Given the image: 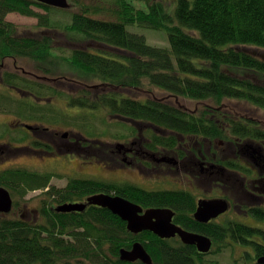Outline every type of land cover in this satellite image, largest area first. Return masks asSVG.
Wrapping results in <instances>:
<instances>
[{
  "label": "trees",
  "instance_id": "obj_1",
  "mask_svg": "<svg viewBox=\"0 0 264 264\" xmlns=\"http://www.w3.org/2000/svg\"><path fill=\"white\" fill-rule=\"evenodd\" d=\"M136 1L145 2V7L137 6ZM169 1L170 7L164 0H69L77 11L63 23L65 19L55 16L59 8L35 0H0V62L26 58L38 71L47 72L46 67L51 66L59 72H74L73 77L76 73L75 79L59 75L58 81L68 80V86L77 85L78 78L100 81L90 85L81 81L76 94L60 92L44 82L28 83L13 73L6 76V82L22 88L28 85L26 89L38 96L66 98L68 108L79 109L72 112L77 113L72 115L73 120L83 122L70 119L69 123H77L83 133L96 137L107 133L89 127L93 114L101 111L118 119L121 132L113 135V140L133 136L135 122H151L163 130L208 140L230 135L245 141L247 137L263 139L264 129L254 118H223L218 114V121L211 114L213 109L228 104L223 102L225 99L245 101L264 110V57L254 51L264 49V0ZM59 10L63 15L67 13ZM10 13L35 17L45 33L24 36L20 27L7 19ZM146 28L166 31L169 45L148 43L146 36L138 32ZM58 29L90 46L76 47L68 56L56 53L54 38L46 32ZM155 89L166 91V95H157ZM13 96L2 90L0 98L7 110H14L19 117L37 112L41 115V109L28 106L26 98L17 101L20 97ZM183 98L197 101L195 106L207 102L213 109H204L202 103L197 114L190 111L193 108L187 112L178 104L184 102ZM59 111L45 114L65 116ZM104 125L115 126L108 121ZM159 132L149 130L147 136L153 135L159 145H177L175 134ZM0 177V184L7 185L15 195L19 190L23 194L47 187L42 176L22 169L9 170ZM134 190L133 186L96 178L72 182L57 191L53 188L47 194L56 195L53 200L61 205L67 201L78 203L95 194H112L111 191L145 207L181 209L188 202L183 192L139 190L133 194ZM52 214L34 222L0 220V264H145L121 259V248L131 249L137 241L145 246L153 264H217L180 241L161 238L151 231L130 232L127 222L106 208L89 205L80 213L53 209ZM202 232L212 236L216 245L226 243V232L220 228L207 227Z\"/></svg>",
  "mask_w": 264,
  "mask_h": 264
},
{
  "label": "flooded vegetation",
  "instance_id": "obj_2",
  "mask_svg": "<svg viewBox=\"0 0 264 264\" xmlns=\"http://www.w3.org/2000/svg\"><path fill=\"white\" fill-rule=\"evenodd\" d=\"M23 34L40 36L30 30L23 31ZM17 64L18 60L0 62V87L6 92H13L15 96L27 98L28 106L35 105L42 113L20 117L8 113L12 115V121L0 116V176L12 169H22L42 176V182L47 181V187L23 194L19 190L18 195H15L7 185L0 184L9 189L13 199L12 210L0 211L1 216L46 219L53 215V209L61 205L56 199L53 200L56 195L50 197L47 193L53 188L57 191L79 180H110L120 186H133V194L139 190L183 192L188 202L181 209L160 207L174 211L175 225L211 238L212 248L204 254L197 245L184 243L179 235L172 236L170 240L180 241L195 249L198 255L206 256L215 251L216 247V251L222 250L220 242L214 244L212 236L202 232L207 227H217L226 232L223 234L226 242L242 251L241 256L244 252L248 254L246 262L257 264L258 259L264 255V138L247 137L245 141L230 135L229 138L208 140L204 136L163 130L151 122H135L136 131L133 136L107 141L104 137L83 133L77 123L71 124L74 128H68L57 114H45V111L56 112L62 109L57 98L51 95L38 96L26 89L28 85L22 88L24 86L20 84L6 82V76L13 73L28 83L44 82V85L58 88L57 85L62 83L58 81L59 75L51 74L53 67L48 66L47 72L41 70L38 74ZM201 103L205 105L204 109L208 107L207 102ZM178 104L187 112L197 114L199 111V105L190 110L187 102ZM217 110L213 109L211 117L218 121L221 120L218 114L223 118L249 117L234 113L230 104H224ZM123 122H127L125 118ZM228 126L225 125V130ZM149 130H153L154 134L159 131L164 135L175 134L178 143L176 146L159 145L153 135L147 136ZM19 159L22 161L19 162ZM37 162L39 168L32 165ZM160 183L168 187L160 189ZM111 192V195H115ZM213 199H225L229 203L228 210L207 222L198 220L196 213L200 202ZM21 200L24 202L21 203ZM86 200L87 197L79 202ZM142 207L144 211L152 208ZM254 220L261 223H253ZM251 230L254 232H249ZM246 247L248 249L245 250ZM259 247L262 249L259 250Z\"/></svg>",
  "mask_w": 264,
  "mask_h": 264
},
{
  "label": "rangeland",
  "instance_id": "obj_3",
  "mask_svg": "<svg viewBox=\"0 0 264 264\" xmlns=\"http://www.w3.org/2000/svg\"><path fill=\"white\" fill-rule=\"evenodd\" d=\"M107 2H109L110 0H105ZM142 2V3H141ZM165 4L168 5L169 7L172 5L171 2L169 0H164ZM137 6L140 5V6H144L145 7V2L143 1H136L134 2ZM144 3V4H143ZM56 8V7H55ZM60 9V8H59ZM57 9V11L55 12V16L56 17H59L58 19L61 20V19H65L63 20V23L67 22L69 20V17L70 15L74 12V11H77L76 8L74 7H71V8H68V9H64L67 13H64V15L62 14V10H59ZM40 10V12H44L43 10L41 9H38ZM7 19L13 23H16L20 28V32L23 33V31L25 30H30V31H34L38 34H43L45 33L44 32H41V29L37 26V19L35 17H29V16H24V15H21L19 13H10L8 16H7ZM131 30H134L132 28H129ZM137 29V28H135ZM142 34H144L148 41V43L150 44H155V45H162V46H165V45H169V42H168V34L166 31H160V30H152V29H141L140 31H138ZM48 33V35L52 36L54 39V49L56 50V53L60 54V55H65V56H68L69 53H71L70 51H72L74 48L76 47H80L82 45H86V47H89L90 45H88L87 43H84L83 41H81L80 39H74L68 35H65L64 32L60 31V29L57 30H52V31H47L46 34ZM255 51V54H258L259 56H263L264 57V49H258V50H254ZM12 65L14 63H11ZM18 65L20 66H23L25 69L27 70H30V71H36L38 74L41 72V69L40 71L38 72V69H37V66L32 62V61H29L28 59L26 58H22L20 59V61H18ZM54 70L56 68H53ZM71 73H74V72H70V71H67V73H64V72H59L58 70H55L53 73L51 74H55L54 76H57V75H61V76H66L68 79L69 78H72V79H75V77L77 76L76 73H75V77L71 76L72 74ZM77 78V77H76ZM78 80L80 81L79 83H77V85H73V86H68L67 83L68 80H64V82L61 81L62 83V86L61 84L60 85H57L58 88H55L57 90H60L65 92V93H69V92H72L74 94L78 93L79 91V88L82 86V83L81 81H83L84 83H87V84H95V83H100V81L98 79L96 80H82V79H79ZM2 87H0V96L2 95ZM155 93L159 96L165 94L166 95V91H162V90H159V89H155L154 90ZM13 94V92H11ZM4 94V93H3ZM13 97H16V99L19 97V96H13ZM23 98L20 97V99H17V101H21ZM184 99V98H183ZM181 99V100H183ZM27 100V98H26ZM58 100V103H59V107H62V109L59 111V113L62 115L64 114L65 116H60L61 119H63L65 124L68 128H74V126H71V123H69L70 119L73 121H77L79 123H83V122H80L79 119H75L73 120V116L74 114H77V113H72V112H78L79 109H76V108H68L66 104V98H57ZM188 99H184L183 101L187 102L188 105H189V108H194L195 104L197 101H187ZM28 101V100H27ZM223 102H226L228 104H230V107H232L234 109V113H238L240 116H249L251 118H254L256 119L257 121H259L261 123V127H263L264 129V110H262L261 108H257V107H254L252 106L251 104L249 105L248 102H245V101H239L237 99H234V100H231V99H225ZM198 105L199 104H202L201 102L200 103H197ZM17 105V104H15ZM6 104L2 101V98H0V116L1 118H3L4 116V119H8V121H12V118L10 114L8 113H11L13 114V116H17L15 113H14V110L12 111H9L5 108ZM76 109V110H75ZM67 110H69L71 113H68ZM103 111V110H102ZM67 112V113H66ZM97 115L95 116L93 114L92 116V121H91V124L89 125V127H92L93 126V130H98V132H102L103 130H106L107 133L106 135H104V139H106L107 141H112L114 137L113 135H115L119 130V128L117 127V121L118 119L115 120V118H112L110 117V115H108L107 113H103L101 111H98L96 112ZM95 113V114H96ZM7 114V115H5ZM250 119V118H249ZM68 121V122H66ZM105 121H108L109 123H113L115 124V126H105L104 123ZM79 128V127H78ZM93 130H89V132H92ZM121 132V131H120ZM22 160L19 159V162H21ZM32 164V163H31ZM34 165L35 168H39L38 166V162L35 163V164H32ZM154 188H159L162 189L164 187H168L166 184L164 183H160L159 184V187L158 186H152ZM24 202L23 200H21V203ZM2 219H22L20 217H14V216H1L0 215V220ZM27 220L29 221H40L41 219L40 218H27ZM261 223L260 221H257V220H254L253 223ZM223 247H222V250H219L218 252L216 251L217 250V247H216V250L215 252H212L211 254H206V256H204V259L206 260H212L214 262H217V264H250V262H246V259L248 258V254L246 252H244V255H240L242 251H238V247H234L232 245H230L228 242H226L225 244L223 243L222 244ZM241 249L243 247L240 246ZM215 247H213L212 250H214ZM245 250L248 249L247 247L244 248Z\"/></svg>",
  "mask_w": 264,
  "mask_h": 264
},
{
  "label": "water",
  "instance_id": "obj_4",
  "mask_svg": "<svg viewBox=\"0 0 264 264\" xmlns=\"http://www.w3.org/2000/svg\"><path fill=\"white\" fill-rule=\"evenodd\" d=\"M43 4L68 9L71 7L69 0H35ZM89 205L106 208L112 213L118 215L122 220L127 222V228L134 234L143 231H151L161 238H171L179 235L184 243L195 244L199 251L208 253L212 248L211 238L189 232L182 227L175 225L173 222L174 211L169 208H148L144 211L139 204L122 196L111 195L106 193L95 194L87 197L86 202L65 203L57 207L59 212L84 211ZM13 206V199L10 191L0 186V211L10 212ZM229 208V203L225 199H213L201 201L196 213L198 220L207 222L218 215L225 213ZM145 246L137 241L131 249L121 248L120 256L125 261L141 260L145 264H153V258L148 253ZM260 264H264V255L258 259Z\"/></svg>",
  "mask_w": 264,
  "mask_h": 264
}]
</instances>
